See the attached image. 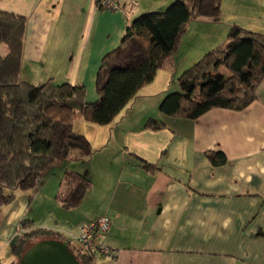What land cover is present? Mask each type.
I'll return each instance as SVG.
<instances>
[{"label": "crops", "instance_id": "obj_1", "mask_svg": "<svg viewBox=\"0 0 264 264\" xmlns=\"http://www.w3.org/2000/svg\"><path fill=\"white\" fill-rule=\"evenodd\" d=\"M170 1L137 0L114 12L99 9L97 0H0V9L26 19L22 80L82 83L86 100L94 101L101 59L119 44L125 26ZM220 7L228 24L191 21L173 63L109 124L79 117L74 122L93 153L89 159H67L63 174L87 173L91 188L77 207L66 208L58 199L60 182L51 192L55 203L75 213L64 211L70 226L48 230L69 239L79 223L107 216L111 224L101 243L115 255L98 256V264H264V79L241 110L212 108L194 120L159 110L164 96L179 90V75L223 42L231 26L264 34V0H221ZM149 119L161 126L147 127ZM210 151L221 152L225 161L213 163ZM144 162L158 169H144ZM31 190H16L14 200L0 207V264L18 260L23 231L43 227L26 218ZM25 219L33 226L22 224Z\"/></svg>", "mask_w": 264, "mask_h": 264}, {"label": "trees", "instance_id": "obj_2", "mask_svg": "<svg viewBox=\"0 0 264 264\" xmlns=\"http://www.w3.org/2000/svg\"><path fill=\"white\" fill-rule=\"evenodd\" d=\"M220 5L221 0H173L164 10L135 16L125 26L119 44L101 59L94 101L86 100L82 83L47 80L33 85L22 80L26 19L0 9V43L7 49L0 55V207L14 200L16 190L37 187L41 177L56 164L69 158L89 159L93 149L88 139L74 130L76 118L96 125L109 124L170 62L191 21L218 22ZM263 79L264 34L233 25L223 42L179 75V90L168 92L159 110L191 120L212 108L241 110L255 99L256 87ZM146 126L156 129L161 123L149 119ZM206 155L213 163L225 161L221 152ZM143 168L158 169L147 162ZM90 188L87 173L65 172L58 199L64 207L75 208ZM30 223L32 227L31 220L22 221ZM102 235L98 234L96 240L101 242ZM20 237L16 244L18 260L30 241L33 243L26 249L43 239L67 241L80 264H98L97 257L101 256L84 244L44 228L25 230Z\"/></svg>", "mask_w": 264, "mask_h": 264}, {"label": "rangeland", "instance_id": "obj_3", "mask_svg": "<svg viewBox=\"0 0 264 264\" xmlns=\"http://www.w3.org/2000/svg\"><path fill=\"white\" fill-rule=\"evenodd\" d=\"M149 1L153 2V0H145L147 4ZM172 1L173 0H171L165 7L160 9V11L164 10ZM227 21H228L227 17L225 16L224 18L220 17L219 22H221V24L222 23L228 24L226 23ZM0 46L2 45L0 44ZM172 63H173V55L171 57L169 64L171 65ZM169 85H171V83H169ZM175 85H177L179 88L178 83H176ZM65 168H69V164L67 161L58 163L55 166L51 167V169L46 174H44L43 177H41V180L39 181L37 187H35L30 191L31 199L27 197L28 201L30 202V205L26 218L32 219L34 225L43 226L41 228H47V229L54 226H63V225L66 227L70 226V223L65 222L64 220V218H66V214L64 213V211L69 216L75 212L72 210H68L69 212H67V210H65V208L62 207L60 204L58 206L55 203V193L51 194V192H55V190H57L59 183L62 181V178L64 176L63 172ZM31 243L33 242L30 241L26 246H28ZM25 247L23 248V252L26 249Z\"/></svg>", "mask_w": 264, "mask_h": 264}, {"label": "built area", "instance_id": "obj_4", "mask_svg": "<svg viewBox=\"0 0 264 264\" xmlns=\"http://www.w3.org/2000/svg\"><path fill=\"white\" fill-rule=\"evenodd\" d=\"M137 5V0H128V3L121 6L117 0H97V6L101 10L107 11H119L122 8L133 7ZM110 226V220L107 216H100L96 219L81 223L78 226V233L75 237L71 236L68 240L86 245L91 250H94L97 254L104 256L115 255V251L109 247L103 245L96 240L98 234L105 233Z\"/></svg>", "mask_w": 264, "mask_h": 264}, {"label": "water", "instance_id": "obj_5", "mask_svg": "<svg viewBox=\"0 0 264 264\" xmlns=\"http://www.w3.org/2000/svg\"><path fill=\"white\" fill-rule=\"evenodd\" d=\"M17 264H80L69 249L67 241L43 239L32 244Z\"/></svg>", "mask_w": 264, "mask_h": 264}]
</instances>
